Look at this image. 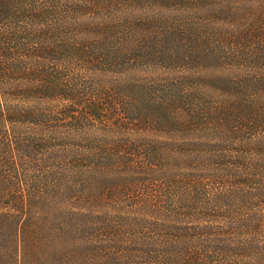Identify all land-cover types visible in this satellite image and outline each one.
Here are the masks:
<instances>
[{
    "label": "trees",
    "instance_id": "obj_1",
    "mask_svg": "<svg viewBox=\"0 0 264 264\" xmlns=\"http://www.w3.org/2000/svg\"><path fill=\"white\" fill-rule=\"evenodd\" d=\"M6 233L19 262L264 264V0H0Z\"/></svg>",
    "mask_w": 264,
    "mask_h": 264
},
{
    "label": "rangeland",
    "instance_id": "obj_2",
    "mask_svg": "<svg viewBox=\"0 0 264 264\" xmlns=\"http://www.w3.org/2000/svg\"><path fill=\"white\" fill-rule=\"evenodd\" d=\"M147 179H149V175H147ZM136 192L134 196L138 198L137 196H139V194ZM5 235L6 236L0 240V264H39L38 262H28L29 258H26L24 262H19L20 260L18 258L16 259V242L15 240L9 239V235H11L12 238V234L6 233Z\"/></svg>",
    "mask_w": 264,
    "mask_h": 264
}]
</instances>
